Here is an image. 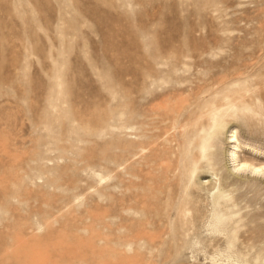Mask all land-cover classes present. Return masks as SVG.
Wrapping results in <instances>:
<instances>
[{
	"label": "rangeland",
	"instance_id": "1",
	"mask_svg": "<svg viewBox=\"0 0 264 264\" xmlns=\"http://www.w3.org/2000/svg\"><path fill=\"white\" fill-rule=\"evenodd\" d=\"M3 1L0 264H211L185 117L247 100L264 148V0Z\"/></svg>",
	"mask_w": 264,
	"mask_h": 264
},
{
	"label": "bare ground",
	"instance_id": "2",
	"mask_svg": "<svg viewBox=\"0 0 264 264\" xmlns=\"http://www.w3.org/2000/svg\"><path fill=\"white\" fill-rule=\"evenodd\" d=\"M26 1L35 5L40 2ZM4 4L10 17L15 16L12 12L14 7L17 12L23 11L19 7L22 0H6ZM246 102L235 103L230 99L220 113L209 110V106L203 102L185 117V120L191 121L186 124L183 142L191 189L196 185L199 174L201 179L204 178L201 177L202 173H210L209 182L200 183V240L196 237L194 244H200V253L211 264H264V223L259 222L264 218V213L259 209L249 210L258 203V196H262L264 187L258 186L252 199H247L248 191L240 192L252 181H264V148L242 139L238 123L227 120V117L238 113V108L245 107ZM171 111L175 113L176 109ZM195 119L196 123L191 124ZM223 134L224 142L221 138ZM224 143L227 147L223 146ZM199 161L200 166L197 165ZM236 191L240 192L239 195L235 194ZM180 211L183 212V209Z\"/></svg>",
	"mask_w": 264,
	"mask_h": 264
}]
</instances>
